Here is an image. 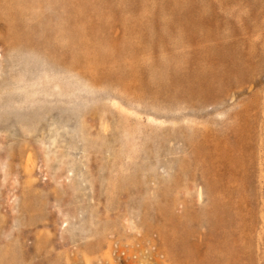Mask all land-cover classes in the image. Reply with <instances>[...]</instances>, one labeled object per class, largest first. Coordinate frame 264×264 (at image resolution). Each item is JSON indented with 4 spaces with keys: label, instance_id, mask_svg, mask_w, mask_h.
Wrapping results in <instances>:
<instances>
[{
    "label": "rangeland",
    "instance_id": "obj_1",
    "mask_svg": "<svg viewBox=\"0 0 264 264\" xmlns=\"http://www.w3.org/2000/svg\"><path fill=\"white\" fill-rule=\"evenodd\" d=\"M218 145L264 264V0H0V264H214Z\"/></svg>",
    "mask_w": 264,
    "mask_h": 264
},
{
    "label": "bare ground",
    "instance_id": "obj_2",
    "mask_svg": "<svg viewBox=\"0 0 264 264\" xmlns=\"http://www.w3.org/2000/svg\"><path fill=\"white\" fill-rule=\"evenodd\" d=\"M230 161V159H229ZM215 175L216 184L214 192L216 199L219 203V207H215L212 210L215 215V239L207 235L196 233L193 240L190 242L192 247V254L188 257L194 256L197 258V262L202 261L201 257L206 253L207 249H212L214 257V264H236V254L242 252L241 247L237 248L238 241L234 236V231L231 227L234 225L232 217L227 214V210L224 208L233 209V202L230 197L231 190H235L231 183L235 181V177L238 175L231 168L228 158L223 155V151L218 145L216 148L215 157ZM211 209V208H210ZM172 251V250H171ZM170 253V252H169ZM173 264H183L181 259H173L171 254H168ZM187 257V258H188ZM199 259V260H198Z\"/></svg>",
    "mask_w": 264,
    "mask_h": 264
}]
</instances>
